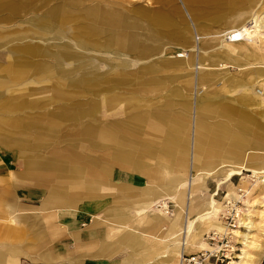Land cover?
I'll list each match as a JSON object with an SVG mask.
<instances>
[{
  "label": "crops",
  "instance_id": "obj_1",
  "mask_svg": "<svg viewBox=\"0 0 264 264\" xmlns=\"http://www.w3.org/2000/svg\"><path fill=\"white\" fill-rule=\"evenodd\" d=\"M243 1L249 3V9L238 5ZM259 2L186 0L195 23L178 32L174 29L177 23L173 14L161 11L163 14L157 15L158 9L144 16L135 15L129 20L130 24L122 18L124 25L114 26L115 48L107 49L114 60H102L104 71L101 73L96 72L95 62L109 53L103 51L104 47L89 50L88 63L84 60L86 97L81 118L96 116L98 99L106 109L124 97L146 102L143 97L148 93L159 96L176 80H183L185 85H176L173 91L185 94V89L190 90L191 76L194 78V72L188 67L207 64L205 56L200 54L205 52L203 43L198 42L201 38H217L212 40L215 48H219L216 59L237 64L243 63L242 57L260 59L261 55L250 49L252 44L225 41L222 49L220 41L222 33L248 21L264 4V0ZM173 12L175 14L176 10ZM141 18L144 24L139 22ZM178 38L182 39V45H187L193 60H188L189 55L185 60L170 56L159 58L158 53L166 55L169 51L166 44ZM216 59L208 60V65L216 64ZM255 74L262 76L258 68ZM245 75L201 71L195 80L196 84H202L220 76L224 78L223 87L228 90L230 83ZM200 95L199 92L191 102L184 99L177 102L179 112L169 113L171 104L162 101L145 105L135 113H124L123 118L105 117L103 124H85L80 152L68 146L53 148L57 137L44 132L41 123L37 125L39 117L35 115L0 116V138L32 153L26 155L25 180L17 177L15 180L25 185L31 182L34 189L37 185L46 189L40 205L22 202L37 206L21 208L17 203L21 196L19 189L13 188V201L8 202V190L0 186L3 190L0 213L7 221L26 222L24 228L29 230L4 225L2 237L14 241L7 249L0 250V264H18L20 255L38 264H165V258L175 250L190 255L206 246L201 237L202 226L197 225L190 234L189 244L181 245L183 224H189L198 216L200 222H206L217 203L212 196L207 198V203H198L196 191L200 185L185 186L186 173L190 171L189 175L198 176L204 186L206 177H217L230 167H258L251 165L247 150L260 151L264 143L259 130L251 125L252 113L232 104H200ZM25 100L22 97L11 100L7 96L0 111L22 112L26 109ZM42 150H47L42 153L46 158H42ZM113 167L118 168L112 177ZM117 174L120 178L114 179ZM141 179L145 180L144 185ZM96 196L106 198L96 200ZM161 199L174 203L171 215H166L164 210L158 215L151 209ZM211 199L214 205L210 214L201 216L212 206ZM65 213L75 217L66 220V225L58 221V216ZM216 224L210 223L213 227Z\"/></svg>",
  "mask_w": 264,
  "mask_h": 264
},
{
  "label": "rangeland",
  "instance_id": "obj_2",
  "mask_svg": "<svg viewBox=\"0 0 264 264\" xmlns=\"http://www.w3.org/2000/svg\"><path fill=\"white\" fill-rule=\"evenodd\" d=\"M238 5H244V10L249 9L247 1ZM155 9L173 14L177 23L174 29L177 32L182 28L189 29L193 25L194 20L189 15L186 0H0V107L7 96L11 100L22 97L26 99L27 104L22 112L7 113L3 110L0 111V116L22 117L24 113L35 115L36 118L39 117L36 119L37 125L41 123L44 132H51L57 137L58 142L53 143V148L68 146L80 152L82 127L85 124L97 125L101 122L103 124L105 117L110 120L123 118L124 113H135L145 105L152 106L162 101L171 104L169 113L179 112L177 102L182 99L191 102L200 92L201 95L198 96L200 104H232L245 110L244 112L252 113L251 125H255L254 129L259 130L263 144L264 73L257 77L255 70L258 68L264 72V33L255 35L254 40L244 41L245 44H252L250 49L261 55V58L253 60L242 57V64L216 59L219 48H215L212 40L217 38H201L198 42L203 43L202 48L205 52L200 54L205 56L207 64H198L196 68L195 65L188 67V70L194 72V78L191 76L190 90L185 89V94L173 91L176 85H185L183 80H176L159 96L148 93L143 97L146 102L131 101L124 97L121 102L106 109L98 99L96 116L93 119L81 118L83 100L86 97L83 86L84 60L86 59L88 63V51L104 47L105 50H102L109 52L108 47L115 48V24L123 26L125 21L126 24H130L129 20L135 15L144 16ZM260 9H264V4ZM122 18L125 19L124 22ZM139 22L145 23L143 18ZM185 35L189 37L187 33ZM225 41L221 42L222 49L225 47ZM181 43H183L181 38L171 40L166 44L169 51L166 55L165 52L158 53L159 58L170 56L185 60L189 55L188 60H193L187 45ZM229 45L230 43L226 46ZM178 53L184 56L178 57ZM112 57V53H104L101 61L95 62L98 66L96 72H103L102 60L112 61L114 60ZM215 59L216 64L208 65V60ZM8 67L11 69L8 70ZM201 71H216L235 76H241L243 73L247 75L230 83L226 90L223 87L224 78L220 76H216L211 82L196 84L195 79ZM123 87L127 88L126 85ZM95 89L97 87L93 91ZM191 152L190 149L189 163L192 161ZM42 153H47V150H42ZM247 153L251 155V165H257V168L264 170V146L260 151L249 149ZM26 155L32 153L21 149L12 141L6 143L0 138V186L8 190L7 201H13L12 191H15L13 188H18L21 196L17 198V203L21 208H33L37 205L23 203H41L46 189L39 185L34 189L35 185H31V182L26 186L24 182L15 180L16 177L25 180L24 171L28 165ZM41 156L46 158L43 154ZM117 168H112V177ZM189 173L190 171L185 176V186L200 185L196 191L197 202L205 204L209 196L217 201L209 221L196 222L199 228L200 226L204 228L201 237L206 246L195 252L215 253L217 264H264V172L254 173L251 170L240 169V173L229 177L224 172L217 177H206L203 181L204 186H201L202 182L198 176H191ZM124 175L123 173L122 176ZM118 178H120L118 174L114 176V179ZM141 182L144 185L145 180L141 179ZM2 192L0 189L1 194ZM100 197L106 198L96 196V200ZM166 206L165 214L171 215L175 208L174 203L168 202ZM156 208L159 206L151 207L153 210ZM22 213L25 215V211ZM70 219L75 217L66 213L58 216L59 223L64 225L65 221ZM212 221L220 223L223 229L211 226ZM4 225L24 228L27 223L7 221L0 213V250L7 249L14 241L2 237L1 230ZM25 257L27 256L20 255L17 258L18 264H38L27 261ZM213 258L210 257L211 260Z\"/></svg>",
  "mask_w": 264,
  "mask_h": 264
},
{
  "label": "bare ground",
  "instance_id": "obj_3",
  "mask_svg": "<svg viewBox=\"0 0 264 264\" xmlns=\"http://www.w3.org/2000/svg\"><path fill=\"white\" fill-rule=\"evenodd\" d=\"M223 4V3H222ZM86 10V9H85ZM90 14V13H89ZM157 15H162L163 13L161 11H159L158 13H155ZM169 17V15H168ZM170 18V17H169ZM87 28V27H86ZM85 28V29H86ZM148 30V29H147ZM264 33V9H259L258 11H256L251 17L248 18V21L244 22L243 24H241L238 27H234L228 31H225L224 33H222L221 39L220 41H249V40H254L253 37L257 34H263ZM55 36V35H54ZM225 36V37H223ZM261 36V35H260ZM53 38V37H52ZM57 38V37H56ZM161 42V41H160ZM220 46V45H219ZM218 46V47H219ZM92 51V50H91ZM180 56H184V54H179L178 57ZM188 58V55H187ZM11 68L8 67V70H10ZM260 73H264L261 69H259ZM57 74V73H56ZM261 74V75H262ZM3 75V74H2ZM240 169H244V170H251L254 173H261L264 172V170H260V168H257L255 166H249V165H241V166H237V167H230L226 170V175L232 176L234 174L240 173ZM17 193V192H16ZM18 195V194H17ZM19 197V196H18ZM209 198V197H208ZM167 201L164 199H161L160 201H157V203L154 205L155 206H159V208L155 209L156 214L158 213H162V208L163 210H165V208H167ZM210 205H212L209 209V211H206L205 213H203L201 216H207L210 214L213 205H214V200L211 199V203ZM161 208V209H160ZM122 210V209H121ZM112 211V210H111ZM110 211V212H111ZM113 212V211H112ZM121 212V211H120ZM119 212V213H120ZM104 214V213H103ZM76 215V214H75ZM86 215V214H85ZM106 215V214H105ZM160 215V214H158ZM185 215V214H184ZM107 216V215H106ZM104 217V216H103ZM201 217H196V219L194 221H189V224H183L182 226V234L184 237V240H182L181 245L184 244L185 247L189 244V237L190 234L192 233L193 228L196 226V222H200ZM216 228H220L221 230L223 229L222 225L220 223L216 224ZM203 230V229H202ZM201 230V231H202ZM182 236V235H181ZM199 237V236H198ZM181 251V250H180ZM182 253L178 252V251H174V253L169 257V258H165L164 263L165 264H178V260L181 259ZM166 257V256H165ZM180 262V261H179ZM180 264V263H179ZM230 264V263H229Z\"/></svg>",
  "mask_w": 264,
  "mask_h": 264
},
{
  "label": "built area",
  "instance_id": "obj_4",
  "mask_svg": "<svg viewBox=\"0 0 264 264\" xmlns=\"http://www.w3.org/2000/svg\"><path fill=\"white\" fill-rule=\"evenodd\" d=\"M216 254L211 251H199L190 255H182L180 264H217ZM210 257H214L212 260Z\"/></svg>",
  "mask_w": 264,
  "mask_h": 264
}]
</instances>
